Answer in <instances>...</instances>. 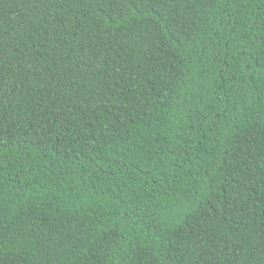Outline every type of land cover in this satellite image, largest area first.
Segmentation results:
<instances>
[{
  "label": "trees",
  "instance_id": "16d2710c",
  "mask_svg": "<svg viewBox=\"0 0 264 264\" xmlns=\"http://www.w3.org/2000/svg\"><path fill=\"white\" fill-rule=\"evenodd\" d=\"M0 264H264V0H0Z\"/></svg>",
  "mask_w": 264,
  "mask_h": 264
}]
</instances>
